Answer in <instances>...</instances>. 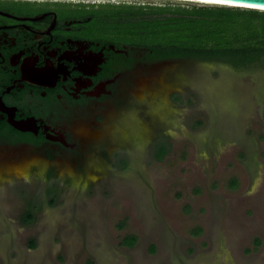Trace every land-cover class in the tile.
I'll return each instance as SVG.
<instances>
[{"label":"rangeland","instance_id":"1","mask_svg":"<svg viewBox=\"0 0 264 264\" xmlns=\"http://www.w3.org/2000/svg\"><path fill=\"white\" fill-rule=\"evenodd\" d=\"M70 1L106 17L112 5L145 17L203 5ZM148 60L95 111L100 122L88 112L100 124L83 148L0 160V264H264V67Z\"/></svg>","mask_w":264,"mask_h":264},{"label":"flooded vegetation","instance_id":"2","mask_svg":"<svg viewBox=\"0 0 264 264\" xmlns=\"http://www.w3.org/2000/svg\"><path fill=\"white\" fill-rule=\"evenodd\" d=\"M86 6L70 0H0L4 166L23 148H83L80 138L99 130L101 116L95 111L116 100L120 81L149 62L147 47L143 52L104 35V12ZM89 111L96 123H85Z\"/></svg>","mask_w":264,"mask_h":264},{"label":"trees","instance_id":"3","mask_svg":"<svg viewBox=\"0 0 264 264\" xmlns=\"http://www.w3.org/2000/svg\"><path fill=\"white\" fill-rule=\"evenodd\" d=\"M112 6L103 21L104 34L113 31L120 37L113 39L147 47L151 60L217 58L234 68L264 67V10L203 4L190 9L178 6L174 14L164 17H145L143 7ZM166 152L165 143L158 141L154 156L162 158ZM124 242L133 245L135 236H127Z\"/></svg>","mask_w":264,"mask_h":264},{"label":"water","instance_id":"4","mask_svg":"<svg viewBox=\"0 0 264 264\" xmlns=\"http://www.w3.org/2000/svg\"><path fill=\"white\" fill-rule=\"evenodd\" d=\"M228 2L233 3L235 5H228V4H209V3H201V4H205V5L233 6V7H242V8H250V9L264 10V0H228Z\"/></svg>","mask_w":264,"mask_h":264},{"label":"bare ground","instance_id":"5","mask_svg":"<svg viewBox=\"0 0 264 264\" xmlns=\"http://www.w3.org/2000/svg\"><path fill=\"white\" fill-rule=\"evenodd\" d=\"M188 1H195V2L209 3V4H228V5H235V4L230 3V2H227V3H213V2H208V0H188Z\"/></svg>","mask_w":264,"mask_h":264},{"label":"snow or ice","instance_id":"6","mask_svg":"<svg viewBox=\"0 0 264 264\" xmlns=\"http://www.w3.org/2000/svg\"><path fill=\"white\" fill-rule=\"evenodd\" d=\"M208 2H213V3H227L228 0H208Z\"/></svg>","mask_w":264,"mask_h":264}]
</instances>
